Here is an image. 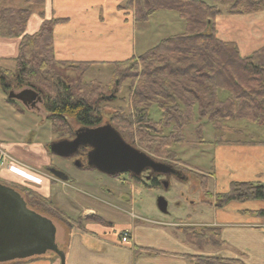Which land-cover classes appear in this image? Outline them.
Wrapping results in <instances>:
<instances>
[{
	"label": "trees",
	"instance_id": "trees-1",
	"mask_svg": "<svg viewBox=\"0 0 264 264\" xmlns=\"http://www.w3.org/2000/svg\"><path fill=\"white\" fill-rule=\"evenodd\" d=\"M26 1L30 6L43 2ZM214 1L229 4L230 13L237 15L258 12L264 5V0ZM127 5L132 7L136 23L147 21L155 11L170 10L184 20V29L162 38L138 56L112 63L113 81L117 86L124 80L131 81L129 101L136 110L131 119L120 113L112 116L111 122L118 132L121 128L130 134L134 132L141 144L153 143V147L146 146L152 155L175 160L174 148L183 139L179 132L173 138L175 128L195 120V116L197 120L204 118L211 123L216 135L218 131H233L232 121L264 126V45L242 56L234 41L217 36L214 24L220 11L203 0H127ZM31 13V7L0 4V36L19 38L14 69L0 66L1 89L5 94L16 88L35 90L44 102L53 134L71 135L69 119L77 125L98 126L102 120L99 104L106 101L101 98V90L92 81L73 83L65 71H80L82 78L84 72L99 64L57 60L52 48V28L63 20H44L36 32L27 34L25 28ZM78 89L83 92H77ZM141 104L144 106H139ZM152 105L160 112L155 121L148 117ZM169 125L170 133L163 134V128ZM196 130L201 131L199 127ZM220 143L231 141L221 135L216 139V144ZM129 177L134 176L129 173ZM136 182L149 189L159 187L155 180L136 179ZM201 185L205 186L206 181L202 180ZM42 200L45 203L42 207L48 209L51 202L46 198ZM248 200L264 201V185L260 182H231L226 191L215 193L214 206ZM258 214L264 217V209ZM183 232L184 243L199 249L223 245L216 226L205 225L198 230L186 228ZM190 263L243 264L236 259L202 254L193 255Z\"/></svg>",
	"mask_w": 264,
	"mask_h": 264
},
{
	"label": "crops",
	"instance_id": "crops-1",
	"mask_svg": "<svg viewBox=\"0 0 264 264\" xmlns=\"http://www.w3.org/2000/svg\"><path fill=\"white\" fill-rule=\"evenodd\" d=\"M15 2L27 3L26 0H0L1 5L11 7H15L12 5ZM32 7L25 33L36 32L44 20L61 19L63 21L52 28L55 58L61 61L96 62L98 66L138 56L149 49L145 45L138 47L136 39L150 19L161 11H155L145 25L140 26L134 21L133 9L127 5V0H43ZM18 44L19 38L0 36L1 67L14 69ZM10 104L14 107H10ZM17 105L0 95V119L6 121L12 118L18 126L22 124L21 133L17 131L10 139H0L2 147L23 163L21 174L12 173L21 177L27 186L35 184V192L52 202L53 209L65 212L72 208L74 211L71 213L78 212L76 215L81 218V225H72L66 237L63 230L60 232L56 229V238L59 235L64 244L63 248L57 247L64 253L65 264H190L186 254L192 253L191 248L163 228L162 223L139 217L131 209L125 208L128 203L131 208L132 202L123 200L121 193L117 209L124 211L126 218L117 219V215L112 216L115 210L110 215L94 202L83 207L84 211L80 213L82 199L84 202L86 200L78 193L86 186L57 180L41 166L48 163L42 144L54 138L48 128L50 122L40 124L45 129L32 132L39 126V113L30 110L22 112V105L20 108ZM43 113L41 116L47 118L46 111ZM31 120L32 123L29 122ZM248 135V140L236 139L228 144H216V192L226 191L231 182H260L264 185V139L258 140ZM261 209H264L263 200L232 201L214 208L212 221L204 225L216 226L220 230L223 247L217 252L219 256L236 259L243 264H264V217L258 214ZM94 213L100 216L102 222L88 220V215ZM124 231H128L129 236L125 243L120 240ZM55 256L0 264H60L59 257Z\"/></svg>",
	"mask_w": 264,
	"mask_h": 264
},
{
	"label": "rangeland",
	"instance_id": "rangeland-1",
	"mask_svg": "<svg viewBox=\"0 0 264 264\" xmlns=\"http://www.w3.org/2000/svg\"><path fill=\"white\" fill-rule=\"evenodd\" d=\"M203 1L207 4L215 5L220 11V13L215 18L214 24L215 28L217 29V36L220 39L226 41H234L237 44L239 52L242 56L249 55L250 53H252V51L264 45V5L262 10L258 12L237 15L230 13L229 4L227 3H219L215 2L214 0ZM12 5L15 7H31L32 9L34 8L28 3L16 4L15 2L12 3ZM145 22L139 23L140 26H144ZM183 29L184 20L181 19L176 12L170 10H161L160 13H157L156 15H154V17H152V19H150V21L145 25V29H142L141 34L138 35L136 39L138 41V47H142L145 45V47L151 48L156 45L162 39V37L164 38L168 35L180 32ZM139 51L142 52L143 50ZM79 72L74 69L73 71H65L67 76H69V78H71L73 80V83L75 84H77L78 82L80 83L81 81H83V84L91 83V81L93 83L95 82L93 85L101 90V98L106 99V101H101L99 104V115L102 119L100 125L110 124L115 129H117L113 124L114 122H111V118L114 114L120 113L128 119H131V116L135 115V107L129 101V97L131 94L129 87L131 81L129 79L124 80L120 83V85L117 86L113 81L114 67L112 66V63H108L107 65L103 66L96 65L93 68L89 69L87 72H84L82 78H80ZM97 85L101 87H98ZM21 89L24 88L10 89L9 91L13 90L15 92H18ZM9 91L5 94L0 87V95L2 96L3 94L6 100L8 99L7 95ZM77 92L82 93L83 91L78 89ZM94 93H96V95L99 94H97V92ZM11 103L15 105H17L18 103L19 106L22 105L18 100H11ZM19 106L17 108H20ZM139 106L144 105L141 104ZM10 107H14V105H11ZM21 108H23L20 109L22 112L27 110L23 105ZM40 109L41 111L39 112V114H37L40 115L38 118H41L42 120L40 119L39 121L38 119L39 126H36V128H34L32 132L37 133L41 129H45L41 128L40 124H48L49 119L41 116V114H45L43 113L45 112L44 102L42 103V105H40ZM149 116L153 118L154 121L160 117V112L155 105L149 107L148 117ZM196 117L197 116L194 117L195 120L190 121L185 125L179 126L180 128H175V136L173 138L177 137L178 132V134L183 138L182 141L174 148L175 158H177L175 160H166L164 157L152 155L149 152V149H147L146 147L148 146L147 144L150 143L141 144V142L139 141V137L134 132L130 134L123 128H121L119 131L120 133H122V135H124V138H122L128 144L145 152L155 160L164 162L166 164L168 163L174 168L180 170L181 175L186 178L185 180L179 179L176 176L172 175L167 181L166 186L161 185L152 189L146 188L141 182H130L128 184L130 180L128 178L129 176L127 175H122L117 179L111 178V180H108L109 182H113L114 184L116 183L117 185L123 187L122 191L119 190L122 194L121 198H123V200H127L128 202H132L131 208L129 206V203L128 205L124 206L125 208L131 209V211L139 217H145L158 223H162V227L171 231L173 236L182 243H184L185 238L183 232L184 229L189 228L192 230H198L205 226L204 224H208L210 221H212L213 210L214 208H216L214 206L216 193V139L222 135L223 138H226V140L230 141L236 139L248 140L250 139L248 138L250 137L248 134L253 135L254 138L258 140L264 139V126L251 124L246 121H232L230 122V125L234 129L233 131H218L216 135L211 123H208L204 118H199L197 120ZM7 118H9V116ZM43 118L45 122H43ZM69 121L71 124V131H74L75 127H77V124L74 123V121L71 119H69ZM29 122L32 123L33 120ZM29 122L27 123V125L29 124ZM172 126L175 125L172 124ZM170 127L171 125H169L168 128H163V134L170 133ZM198 127L201 129V131L196 130V128ZM21 128L22 124L19 123L18 126L17 121L12 118L7 119L6 121L0 119V139H10L9 137L14 136L17 131L21 133ZM48 128L51 129V127ZM60 134L62 135L63 133ZM58 135L59 133L54 134V138ZM44 138H46V136ZM171 139L172 138H170V140ZM1 143L2 142H0V150L5 152L8 156L6 162L0 169V184L9 186L12 189L18 191L21 196H23V193H25L24 196L26 197V200L28 201V203H32L31 205H35L34 207L37 208L36 210L41 209L46 211V209H44L45 207H42L43 205H45L42 200L44 197H41L40 195H38V193L35 192L37 191L36 189H34L36 185L30 183L28 184V187L26 185L27 183L23 179H21V177H18L16 174L12 173V171H14L15 173L21 174L24 167L23 163L20 162L21 160L19 158L16 159L13 157V155L9 154L6 149L2 147ZM150 145L151 146L148 147H153V143H151ZM7 149L9 150V148ZM76 173H78L77 169L73 171L72 174ZM202 180L206 181L205 186L201 185ZM145 181L148 182L147 180ZM30 185L31 187L34 186L33 189L30 187ZM37 195L42 199L38 198ZM159 197L164 198V200L166 201L167 206L165 212L161 211L158 208L157 199ZM85 202L82 199V203ZM86 203L90 204V202ZM52 206L53 204L48 206L47 211L48 213L54 214L50 215L55 216L53 217L54 220L51 219L52 222H55L60 219L59 216L62 214L57 213L60 211L55 210L56 208L53 210L51 208ZM58 208L60 210H63L61 209V207ZM49 210L53 212H50ZM101 210L104 212L107 211L106 213L110 215H112L114 212L113 210H115L116 213H114L112 216L116 217L117 215V219H123L127 216L124 211L122 212L117 208L114 209L108 205H105V207H103ZM71 211L74 210L72 208H68V210H66L65 212L69 213L68 215H71L73 217L78 216L76 215L78 213L77 210L75 211L77 213H71ZM58 226V230H60V232L63 230L66 237L69 228L65 227L63 224L62 227H60V224ZM184 244L192 250V253L186 254L189 263L190 258L193 255L202 254L204 256H219L217 252L223 247V245H220V247L218 248L206 246L202 249H199L191 244ZM60 247L63 248V246ZM54 257H56L54 252L47 251L45 255L32 256L27 259ZM20 261L21 260H13L12 263H19Z\"/></svg>",
	"mask_w": 264,
	"mask_h": 264
},
{
	"label": "water",
	"instance_id": "water-1",
	"mask_svg": "<svg viewBox=\"0 0 264 264\" xmlns=\"http://www.w3.org/2000/svg\"><path fill=\"white\" fill-rule=\"evenodd\" d=\"M8 98L24 105L41 101L40 95L31 88L18 92L11 90ZM80 146L91 148L87 164L107 175L130 173L140 176L145 171L163 174L173 172L172 166L128 144L110 124L80 128L75 131L72 140L51 142L48 149L59 157H68ZM52 174L67 181L61 171L54 170ZM157 205L161 211H166L164 198L159 197ZM57 246L53 222L29 209L17 191L0 184V263L27 259L51 251L59 257L60 264H65L64 253Z\"/></svg>",
	"mask_w": 264,
	"mask_h": 264
},
{
	"label": "flooded vegetation",
	"instance_id": "flooded-vegetation-1",
	"mask_svg": "<svg viewBox=\"0 0 264 264\" xmlns=\"http://www.w3.org/2000/svg\"><path fill=\"white\" fill-rule=\"evenodd\" d=\"M42 103H43V100L41 99V101H35L33 104H31V103H27V105H24L23 103H21V104L27 110L39 113L41 111L40 105H42ZM98 125H100V124H98ZM80 128H92V127L77 125V127H75L74 131H72L71 135H69V134L58 135L55 138H51V139L43 142L42 146L44 148L46 155L48 156V161H47L48 163L46 165H41V166L44 169H46L51 175H53L52 172L54 170L61 171L64 174L62 176L67 177V181H65V182L85 185L86 189H84L83 191L81 190L82 192L80 191L78 193V195L79 196L81 195V197H83L86 200V202H94L95 205L99 206L100 208L105 207V205H108L114 209L118 208L120 205L119 204V202H120V191L119 190L122 189L123 187L117 185L116 183L114 184L113 182H109L108 180L109 179L111 180V178L117 179L118 177H120L122 175L129 176V173L107 175V174L97 170L95 167L88 165L87 164V155H88V152L90 151L91 148L87 147V146L86 147L80 146L72 155H70L68 157H59V156L55 155L54 153L50 152L48 149V145L51 142H56V141H60V140H72L75 137V131L80 129ZM168 165H170V164H168ZM170 166H172V165H170ZM172 168H173V172L170 174L145 171L140 176H134L133 175L134 176L133 178H131V177H128V178L131 182H136V179L137 180H147V181L155 180V181H157L159 186H161V185L164 186L165 184H167V181L169 180V178L172 175L176 176L179 179H184V180L186 179L185 177H183L181 175L180 170L174 168L173 166H172ZM73 169H75V170L77 169L78 173L72 174L73 171H75ZM92 173H94V174H92ZM90 174H92V175H90ZM55 178L57 180H59L58 177L55 176ZM24 194L25 193H23L22 198L24 197L23 200L25 201L26 206L29 209L35 211L36 213L40 214L41 216L48 218L49 220H51V219L54 220L53 217H55V216L50 215L53 213H48V211H47L48 209H46L47 212L44 210H41V209L36 210L37 208L34 207L35 205L33 206V205H31L32 203L31 204L28 203ZM87 205L90 206L89 203H82V205L80 206L79 212L82 213L84 211L83 207H85ZM49 211L53 212L51 210H49ZM41 212H45V213H41ZM57 213L62 214L59 216L60 219H58V221L53 222V224L55 223L54 225H55L57 230L59 229V226H58L59 224H60V227H62V224H63L67 228H70L72 225H76V226L81 225V218L79 216L77 218H72V217H70V215L65 214L62 211L57 212ZM63 216H64V219H63ZM88 216H90V219H88V220L98 221V222L102 221L100 219V216L96 213L92 214V216L91 215H88ZM56 244L58 246L64 245L63 241L61 240V237L59 235L56 238Z\"/></svg>",
	"mask_w": 264,
	"mask_h": 264
},
{
	"label": "built area",
	"instance_id": "built-area-1",
	"mask_svg": "<svg viewBox=\"0 0 264 264\" xmlns=\"http://www.w3.org/2000/svg\"><path fill=\"white\" fill-rule=\"evenodd\" d=\"M7 156L8 155L5 152L0 150V169L2 168L4 163L6 162ZM127 239H128V231L122 232L121 238H120L121 242H126Z\"/></svg>",
	"mask_w": 264,
	"mask_h": 264
}]
</instances>
